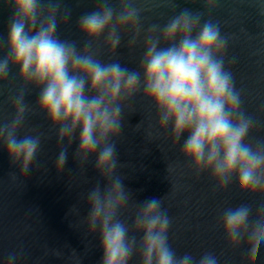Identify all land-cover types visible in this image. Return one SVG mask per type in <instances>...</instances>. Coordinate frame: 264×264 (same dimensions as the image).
Listing matches in <instances>:
<instances>
[{
	"label": "clouds",
	"instance_id": "1",
	"mask_svg": "<svg viewBox=\"0 0 264 264\" xmlns=\"http://www.w3.org/2000/svg\"><path fill=\"white\" fill-rule=\"evenodd\" d=\"M166 2L173 9L178 7L176 0ZM3 3L11 14L7 52L0 56V81L18 70L20 88L9 97L14 115L9 122H0V143L12 165H18L26 177L40 149L41 135L19 133L26 114L33 111L25 96L36 90V110L46 116L51 129L58 130L57 173L64 169L74 140H78L74 159L80 166L95 156V169L105 183L101 186L98 180L83 198L88 207L83 224L87 234H99L101 264H129L134 256L139 264H218L212 252L198 260L188 253L177 255L168 240L171 219L163 198L138 203L124 185V177L117 175L123 165L115 141L121 135L124 108L141 91L155 109L157 135L171 129L177 142L184 137L181 150L197 170H211L221 186L235 180L241 195L260 197L255 207L225 208L217 225L229 246L246 245L252 259L260 254L264 248V120L246 108L255 104L256 97L246 98L224 68L219 53L228 40L218 22L204 19L202 23L203 12L182 8L163 26L151 24L143 30L139 67L130 70L112 60L114 56L109 57L111 62H102L97 48L102 38V46L114 54L126 30L131 32L128 45H136L142 34L141 14L146 11L138 0H96L92 10L76 21L84 38L82 48L77 41L57 35L61 23H68L72 15L64 0ZM207 3L215 6V0ZM140 127L138 123L135 130ZM147 138L154 139L152 131ZM10 176L16 179L14 173ZM130 202L137 206L131 229L120 219ZM79 214L76 205L69 209V215ZM72 253L77 256L75 250ZM54 254L62 255L59 250ZM20 256L10 253L7 264H17Z\"/></svg>",
	"mask_w": 264,
	"mask_h": 264
},
{
	"label": "water",
	"instance_id": "2",
	"mask_svg": "<svg viewBox=\"0 0 264 264\" xmlns=\"http://www.w3.org/2000/svg\"><path fill=\"white\" fill-rule=\"evenodd\" d=\"M176 3L178 7L173 9L166 0H138V6L146 11L141 14L142 34L136 45H128L131 32L126 30L113 54L102 46L101 38L98 59L111 62L109 57L114 56L112 60L136 70L144 55V29L151 24L163 26L182 8L203 12L202 23L204 19L218 22L221 35L228 40L226 48L219 53L225 70L232 73L236 87L243 90L246 98L256 97L253 106L246 105L247 110L264 120V15L261 14L264 0H215L213 7L208 6L207 0H176ZM95 4L96 0H64L72 15L68 23H61L58 37L77 41L82 48L84 38L78 32L76 21ZM10 14V8L0 0V43L4 44L0 56L7 52ZM17 77L18 70H11L8 80L0 81V122L13 118L14 108L9 97L16 95L20 88ZM37 99L36 90L25 96L33 111L26 114L19 133L20 136L41 135L40 149L26 177L18 165H12L6 147L0 143V264H7L8 255L16 252L21 253L17 264H77L78 261L79 264H101L99 234H87L83 224L88 214L83 198L98 180L101 186L105 181L95 169V156L84 166L74 159L78 140L68 150L64 169L57 173L58 130L51 129L46 116L36 110ZM126 104L121 135L115 141L118 161L123 165L117 168V175L124 177L123 183L136 202L163 198V207L171 219L168 240L177 255L188 253L198 260L205 252H212L219 258L218 264H264V248L257 257L249 258L246 245L229 246L222 228L217 227L225 208L240 204L255 207L260 197L241 195L235 180L226 187L221 186L211 170H197L181 150L184 137L177 142L171 129L157 135L155 109L142 91ZM138 123L141 127L136 131ZM148 131L154 136L151 141L147 138ZM10 173L15 174V180ZM73 205L79 209L78 217L69 215ZM136 211L137 206L130 202L120 216L130 229ZM73 224L77 227H72ZM136 238L139 241V235ZM56 250L62 255L56 256ZM129 264H139L138 258L134 256Z\"/></svg>",
	"mask_w": 264,
	"mask_h": 264
}]
</instances>
